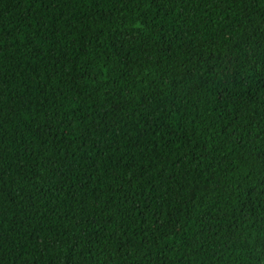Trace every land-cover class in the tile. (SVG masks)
<instances>
[{
	"label": "trees",
	"instance_id": "16d2710c",
	"mask_svg": "<svg viewBox=\"0 0 264 264\" xmlns=\"http://www.w3.org/2000/svg\"><path fill=\"white\" fill-rule=\"evenodd\" d=\"M0 264H264V0H0Z\"/></svg>",
	"mask_w": 264,
	"mask_h": 264
}]
</instances>
